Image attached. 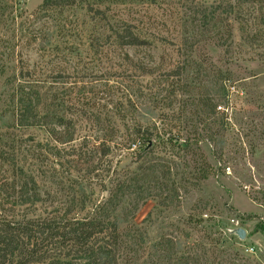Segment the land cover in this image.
Wrapping results in <instances>:
<instances>
[{
  "label": "rangeland",
  "instance_id": "374dc122",
  "mask_svg": "<svg viewBox=\"0 0 264 264\" xmlns=\"http://www.w3.org/2000/svg\"><path fill=\"white\" fill-rule=\"evenodd\" d=\"M126 23L141 45L114 38ZM17 87L70 139L21 125ZM22 175L39 201L17 200ZM120 178L118 264H264V0H0V217L73 194L79 218Z\"/></svg>",
  "mask_w": 264,
  "mask_h": 264
},
{
  "label": "trees",
  "instance_id": "16d2710c",
  "mask_svg": "<svg viewBox=\"0 0 264 264\" xmlns=\"http://www.w3.org/2000/svg\"><path fill=\"white\" fill-rule=\"evenodd\" d=\"M131 27L126 23L118 31H113V36L119 44L139 46L144 42ZM30 93L37 97L34 90L23 87L12 90L8 99L10 112H19L21 109L20 116L24 120L31 119L21 125L41 126L52 138L58 135L56 141L69 140L73 133L71 121L47 113L37 115L33 109L39 100L31 103ZM25 110H28L27 114ZM97 118L95 116L96 123ZM53 122L58 129L52 125ZM16 186L17 200H40V193L30 176L22 175V181ZM11 188L12 191L15 190V184H12ZM125 188L127 185L124 178L112 180L106 195L87 215L79 218L69 217L77 207L73 194L66 209L54 216L33 218L20 214L17 217H0V264H118L120 241L112 212L124 196ZM258 226L259 230L264 232V226ZM174 244L173 238L162 235L153 244V248L164 246L165 253L172 255ZM190 258L193 263L189 262L188 254L180 255L178 264H196L197 259Z\"/></svg>",
  "mask_w": 264,
  "mask_h": 264
},
{
  "label": "water",
  "instance_id": "95a60500",
  "mask_svg": "<svg viewBox=\"0 0 264 264\" xmlns=\"http://www.w3.org/2000/svg\"><path fill=\"white\" fill-rule=\"evenodd\" d=\"M235 233L236 235L239 237V238H243L244 237V231L241 229V228H237L235 230Z\"/></svg>",
  "mask_w": 264,
  "mask_h": 264
}]
</instances>
